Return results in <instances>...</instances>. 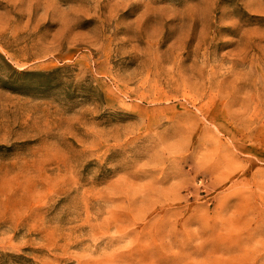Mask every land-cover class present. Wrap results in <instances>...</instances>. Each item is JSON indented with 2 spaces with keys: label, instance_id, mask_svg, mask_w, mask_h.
<instances>
[{
  "label": "rangeland",
  "instance_id": "obj_1",
  "mask_svg": "<svg viewBox=\"0 0 264 264\" xmlns=\"http://www.w3.org/2000/svg\"><path fill=\"white\" fill-rule=\"evenodd\" d=\"M0 264H264V0H0Z\"/></svg>",
  "mask_w": 264,
  "mask_h": 264
}]
</instances>
